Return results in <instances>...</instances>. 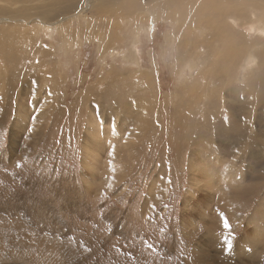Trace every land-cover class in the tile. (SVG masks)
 Masks as SVG:
<instances>
[{
    "label": "rangeland",
    "instance_id": "1",
    "mask_svg": "<svg viewBox=\"0 0 264 264\" xmlns=\"http://www.w3.org/2000/svg\"><path fill=\"white\" fill-rule=\"evenodd\" d=\"M53 1L27 3L32 4L24 12L29 23L3 20L11 17L0 14V264H187L195 259L203 264L214 253L210 236L228 240L234 249L240 239H253L256 256L264 257V102H253L255 81L264 75V31L257 25L262 12L231 14L245 18L234 20L235 29L227 21L233 33L197 29L195 38L177 32V22L163 14L142 11L150 0H100L86 10L84 0ZM39 16L62 23L48 28ZM11 25L26 31L17 37L25 47L16 63L3 50L14 51ZM232 34L240 47L236 57L226 66L222 58L216 60L217 68L233 67L228 71L234 83L224 86L222 99L215 98L225 108L217 112L225 110L229 117L210 119L203 129L207 140L201 132L193 137L192 128L178 121H191V113H177L175 107L206 88L185 89L196 73L179 60V50L211 43L213 58L222 46L229 49L223 42ZM38 43L41 50L58 52L59 58L44 57L63 71L54 74L59 84L49 92L44 88L52 85L50 72L39 87L30 82L34 91L21 84L26 74L21 69L30 64L27 49ZM210 62L201 84L215 72ZM108 84L117 89L114 94ZM144 84L154 98L152 114L139 100ZM110 99L115 109L108 107ZM14 101L23 112L20 126L13 120ZM202 113L197 115L201 128ZM223 123L229 127L214 129ZM248 139L252 142L245 144ZM223 203L239 205L241 216L227 213ZM249 243L237 255L227 247L226 256H234L214 264L264 263L244 257L251 255Z\"/></svg>",
    "mask_w": 264,
    "mask_h": 264
},
{
    "label": "bare ground",
    "instance_id": "2",
    "mask_svg": "<svg viewBox=\"0 0 264 264\" xmlns=\"http://www.w3.org/2000/svg\"><path fill=\"white\" fill-rule=\"evenodd\" d=\"M0 1H1L0 14H8L11 17V18H4L3 20L28 21L27 23H29V20L27 19V16L24 15V12L32 9V4L29 5L27 3H31L33 1H35V4H37V5H38V2H42L44 4H47V0H0ZM57 1L58 0H55L53 2H57ZM59 1L65 3L66 0H59ZM98 1H100V0H84L83 1V5H82V9L86 10L89 7H92L96 3H98ZM141 1H142L143 4H147L148 3V2H144L143 0H141ZM138 2H139V0L136 1V4ZM149 2H150V4H148L147 6L143 7L142 11L143 10H151L153 16H155L154 12H156V14L159 17H162L161 14H163L167 20L173 21L175 23L177 22V24H178L177 27H176V31L177 32H185V33H188V34L192 33V34H194L195 38H199L200 37L195 32L197 29L200 30L202 32V34L203 33H207V31H209L211 34H216V32H218V31H221V32L222 31H226V30L230 31L228 29V28H230L229 24H231L233 29L237 28V24L234 22V20H236L237 17L230 16L231 14H238L239 16L247 15L249 17V16H252V15L256 16V14L258 12H262L263 17L261 18V22H259L257 25L260 27V30L264 31V0H150ZM156 2H157V4H155ZM17 3H20V5H21L20 9H15L14 10V7H13V9L11 7L9 8V6L15 5ZM75 4L76 3L71 4L70 7L73 8L75 6ZM130 4L133 5L134 2H132ZM95 17H96L95 20L98 21V22H101L103 20L101 16H98V17L95 16ZM38 20L41 22V24L45 25L48 28H50L52 26L54 27L57 23H59L58 25H60L62 23L61 19L54 21L55 23H52V22H48V20H46L44 17H41V16H39ZM244 20H245V18L237 19V21L238 22L240 21L241 23ZM227 21L229 22V24L227 23ZM10 31H13L11 34H13V33L15 34V42H14V45H13V50L14 51L9 52L7 47H5L3 50L6 52V56L9 55L8 58H10V55H11L10 61H12L13 63H16L17 60L20 57H22L21 48L25 47L24 39L20 40V42H19L17 40V37L22 38L21 35L24 36L26 31L23 30V32H20L19 28H15L12 25L10 27ZM230 32H232V31H230ZM262 33H264V32H262ZM85 36L90 37L92 35L81 34V37H85ZM232 36H233V34H232ZM95 37L98 39L96 32H95ZM209 37H212V36H209ZM7 38H8V36H7ZM261 40L262 39L257 40V41H261ZM70 42L71 41L68 40V38H67L66 43L69 45ZM66 43H64V44H66ZM224 43H229L228 44L229 49L227 48V50H226V46L225 45L222 46L223 47L222 50H221L222 52L219 51V53L213 54V58L208 53V51H212V48H213L211 46V43L204 44L203 46H199V45H197L195 43L194 46L188 45L190 47L189 49L187 48L188 47L187 46L186 49L182 48L181 50H179V60L182 61V62L183 61L184 62L188 61L186 63L189 65L190 68H192V71H195V73H196V74H194V76L192 78H190V79L185 81V85H184L185 89L188 92H191V91L195 90L196 88L197 89L201 88V87L206 88L204 90L203 94H201L200 96H197V98L193 99L192 101L189 99V102H186L187 105L181 104L180 101L178 100V103L176 104V107H175V111L177 113L183 112V110H187L189 113H191L190 114L191 121H189L188 120L189 118H187V117H185L183 119H181L179 117L178 121L181 122L184 126H186V128H187V126L192 128L191 132H193L192 133L193 135L192 134L191 135L193 137H194V135L196 133L198 134V133L201 132L203 138L207 140V135L204 133L203 129H207V128L210 127V124H211L210 119L211 118L212 119H221V118L224 119L226 117H229V115H227L225 113V110L223 112H217L219 109H225V108L222 105L219 106L218 103L216 102L215 98L216 97H218V98L221 97V99H222L224 86L226 84L229 85V84H233L234 83V76H233L232 73H230L228 71L229 68L232 69L233 67H227V69H226L224 66H226V64L230 60H232L234 57H236L237 52L240 49V47L238 46V44H235L234 36L229 38L227 41L223 42V44ZM40 44L41 43H38V45H40ZM38 45L35 44L34 47H31V48L27 49V53H28L27 56H28V59L30 61V64L24 66L23 69H21L22 73H24V72L26 73V74H24V76L22 78V83L21 84H24L25 88L31 89V90L34 91L35 90L34 87H29V86H32V84H30V82L34 81L35 86L37 88L42 83V79H43L44 75H47L45 73L50 72L51 73V76H50L51 80L53 78L52 85H47L44 88V91L47 90L49 92V88L50 89H54V87L57 88L58 84H59V77L60 76L57 77L54 74L56 72L62 73L63 71H62V68L58 67L59 65H57V64H55V67H52L50 64L48 65V63L46 61V58L44 57L45 56L44 54H51V56L53 54H56V57L59 58L57 56L58 52L55 51L54 49L47 48V47H44L41 50L42 45H40V46H38ZM179 47H182V46L179 45ZM60 48H62V47H60ZM198 48H201L202 54H201L200 51H198ZM203 48H204L205 51L203 50ZM58 50H61V49H58ZM230 53H232L234 56H231ZM34 57H37V58L35 60H33ZM46 57H48V56L46 55ZM219 58H222V62H223L222 64H224V66L221 65L220 67L217 68L218 63H217L216 60L219 59ZM209 59H210V61L212 63L209 61ZM209 62H210L209 65L211 67L210 69L211 70L214 69L215 72L212 73V74L210 73L211 76L206 77V81L203 84H201L200 83V76L201 75L205 76V73L208 72L207 66H208ZM194 67L196 69H193ZM208 68H209V66H208ZM9 69H10V67H9ZM14 69H15V73L19 72V70L17 68H14ZM2 70H3V68H2ZM7 71H8V69H7ZM223 72L226 73L225 75H223V77L228 80L227 83L226 82L224 83V78L222 76H220V74H222ZM58 75H61V74H58ZM26 76H27V78H26ZM195 76H197V77H195ZM139 78L140 77H138L136 75V79H139ZM201 79H202V77H201ZM25 80L29 81V85L26 86V84L24 83ZM143 83H145V82H143ZM144 85H146V84H144ZM9 86H10V84H9ZM108 86H109V90H110L111 93H113V92L115 93L117 91V89L115 88L114 85H112V84L109 85L108 84ZM234 86L235 85H230V89H234ZM146 87H147V85L144 86L143 89L138 88L139 89V93H140L139 94V100L142 103H144L143 107L146 108V109L144 108L145 109L144 111L147 112V110H148L149 113H150V112H152V110L154 108V98H153V96L149 97L150 95L147 93L148 91H147ZM255 88H256V91H257L258 95L256 96V98L254 99L253 102H254V104L259 106V105L262 104V102H264V75H261L255 81ZM11 95L12 94H10V96ZM133 98H134V96H133ZM204 98H206L205 102H204ZM207 101H209V102H207ZM114 102H115L114 99H110L109 102H108L110 105L108 107L115 109L116 103H115V105H113ZM253 102H252V104H253ZM14 103L15 104L13 105L14 107H12L13 108L12 111H14L15 117L13 118V120L15 121L16 126H20V124L23 122V120H22V116L23 115L21 116V114L23 112H20V108L18 107V105L16 106V104H17L16 101H14ZM248 104L249 103H246L245 106L247 107ZM209 109L213 110V112L207 113L209 111ZM98 110H99V108H98ZM199 111L203 112L202 116H200V118H202L203 122H205V124L203 125L202 128L198 124V116L197 115H198ZM19 112L21 113L20 115H19ZM145 112H143V113H145ZM61 113H63V112H61ZM150 114H152V113H150ZM174 114H176V113H174ZM58 115L60 117V114H58ZM53 116H54V114H53ZM173 116H175V115H173ZM57 120H58V118H57ZM57 120L55 119V121H57ZM225 127L228 128L229 125H226L224 123L221 126H219V127L214 125V129H216V130H222ZM35 130L34 131L32 130L33 131L32 134H34L35 136H40L41 137L42 134L40 132H35ZM148 130H150V129H148ZM191 132L188 133L187 130L185 129L184 138L186 140H189L188 136H189V134ZM43 133H45V132H43ZM226 136H231V133L228 132ZM251 142H252V140L248 139V140H246L245 144H250ZM194 155H196V154H194ZM200 158L201 157L198 156V159H200ZM199 171H202V167H199ZM225 202H227V201H225ZM223 204L227 207V209H226L227 213H232L233 217L236 216V215H240L241 216V214H242L241 209L242 208L239 205L238 206H234V205H228V204H225V203H223ZM32 214H34V213L32 212L30 214V216ZM222 218H224V217H222ZM252 218H250V219H252ZM219 221H220V219H219ZM223 221H224V223L222 222V224L224 225L226 223V221L225 220H223ZM250 222H252V221H250ZM36 225H38V224H36ZM256 228H258V227H255L254 229H256ZM45 231H47V230H45ZM56 233H57V231H56ZM262 233L264 235V229H262ZM254 235L256 236V231L254 232ZM44 237H46V236L44 235ZM2 238H3V236H2ZM45 240H46V238H45ZM51 240L58 241V239H56V238L51 239ZM208 241H211V245H212L213 249H211L212 248L211 245H209L211 247V248L210 247L209 248L214 253L211 254L209 252L208 256L205 254L207 256V261H205L203 264H214L216 262L222 263L223 261H221V259H225L226 257L229 258L230 256H234L233 254L237 255L238 249L240 251L242 246L245 245L244 243L247 242V241L252 242L251 244L249 243L251 245L249 247L250 248L249 250L251 251V255L243 254L244 257H253V259H261V260H258V261H264V257L263 256H262V258H259V256L258 257L256 256V254L258 255V252L256 253V251L258 250L259 246L257 244V241H255L253 239L250 240L248 238V240H246V241L244 240V238L240 239L237 242V247L235 249L230 246L231 242H229L228 240L224 241V240H222V239H220L218 237L210 236V239L209 240L207 239V242ZM1 243H2V241H0V244ZM45 244H46V242H45ZM56 245H57V243H56ZM227 247H230V248L234 249L233 250L234 251L233 254L230 255V256H226V253L224 252V250ZM245 247H246V245H245ZM210 249H209V251H210ZM228 250H229V248H228ZM263 250H264V246H263ZM199 253H200V251H199ZM199 253H197V255ZM261 254H262V252H261ZM202 255H203V253H202ZM203 256L201 257L202 259L204 258ZM238 259H239V257H238ZM195 260L194 261L190 260L189 262L186 261V263L187 264H201V263H199L198 261H195ZM249 264H264V263H261V262L260 263L249 262Z\"/></svg>",
    "mask_w": 264,
    "mask_h": 264
}]
</instances>
